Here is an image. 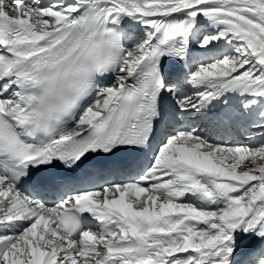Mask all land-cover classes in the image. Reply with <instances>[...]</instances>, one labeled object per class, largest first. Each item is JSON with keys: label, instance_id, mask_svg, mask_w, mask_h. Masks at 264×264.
Returning a JSON list of instances; mask_svg holds the SVG:
<instances>
[{"label": "snow or ice", "instance_id": "1", "mask_svg": "<svg viewBox=\"0 0 264 264\" xmlns=\"http://www.w3.org/2000/svg\"><path fill=\"white\" fill-rule=\"evenodd\" d=\"M0 264H264V0H0Z\"/></svg>", "mask_w": 264, "mask_h": 264}]
</instances>
